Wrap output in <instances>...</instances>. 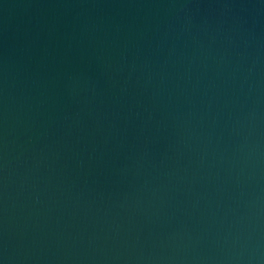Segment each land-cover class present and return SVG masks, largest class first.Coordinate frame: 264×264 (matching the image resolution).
<instances>
[{"label":"water","instance_id":"obj_1","mask_svg":"<svg viewBox=\"0 0 264 264\" xmlns=\"http://www.w3.org/2000/svg\"><path fill=\"white\" fill-rule=\"evenodd\" d=\"M0 264H264V0H0Z\"/></svg>","mask_w":264,"mask_h":264}]
</instances>
